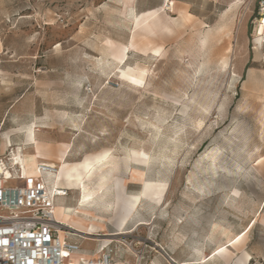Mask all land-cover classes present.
Segmentation results:
<instances>
[{
	"label": "rangeland",
	"instance_id": "obj_1",
	"mask_svg": "<svg viewBox=\"0 0 264 264\" xmlns=\"http://www.w3.org/2000/svg\"><path fill=\"white\" fill-rule=\"evenodd\" d=\"M252 14L237 0H0V155L6 136L28 148L32 129L48 150L61 146L57 164L61 143L80 160L109 150L110 204L144 180L167 183L119 237L129 264H238L244 253L264 264V58Z\"/></svg>",
	"mask_w": 264,
	"mask_h": 264
},
{
	"label": "built area",
	"instance_id": "obj_2",
	"mask_svg": "<svg viewBox=\"0 0 264 264\" xmlns=\"http://www.w3.org/2000/svg\"><path fill=\"white\" fill-rule=\"evenodd\" d=\"M258 10V21L264 20V0L258 2ZM16 151L10 146L0 155V264H115V253L131 252L121 238L101 242L92 257L79 256L80 246L73 241L79 235L55 218V200L67 195L66 189L46 179L55 169L38 162L37 176L24 175L9 162Z\"/></svg>",
	"mask_w": 264,
	"mask_h": 264
},
{
	"label": "bare ground",
	"instance_id": "obj_3",
	"mask_svg": "<svg viewBox=\"0 0 264 264\" xmlns=\"http://www.w3.org/2000/svg\"><path fill=\"white\" fill-rule=\"evenodd\" d=\"M156 12L154 10L145 11L139 14V21L137 25L140 23H145L150 21ZM156 17V16H155ZM152 20V19H151ZM160 20V19H159ZM264 23L263 18L260 20V26L258 27V32H263L262 24ZM264 25V24H263ZM156 29V28H155ZM126 74L131 75L135 79H144L145 75L143 71H133L128 69ZM143 74V75H142ZM145 84V83H144ZM26 145L28 148H18L16 152H14L9 159L10 164L13 167L17 166L20 168L24 175L37 176V163L38 160H41L42 157V148H44L45 144L43 142L38 141L35 131L32 129H28L26 131ZM6 144V139L4 140ZM9 144V143H8ZM11 145H9L10 147ZM27 151V153H24ZM28 154V156H24ZM63 159V158H62ZM130 159V157H129ZM131 160L146 164L148 157L144 152L131 151ZM113 163L114 157L109 150L102 151L95 154H85L81 160L78 162L69 164L66 160H61L59 164H55L52 162H46L51 168L55 169L54 174H50L53 178V184H66L71 187V190H76L78 194L77 198V207L75 208V212L83 215L85 218H80L75 214H66L64 213L62 208H55V218L60 224L64 225L66 228L81 233L85 238L90 237L87 232V228L83 222L84 220H89L86 218L91 215L90 207L93 203L97 201L103 204L101 207L103 212H111L110 220H114L121 217V222L124 223L131 212H133L139 202L144 199L149 202H152L158 205L162 198V193L165 190L167 183H156L153 181L144 180L142 182V189L137 195H132L127 198L128 205L122 206L120 191L118 190L115 201L110 204L105 200L106 195V184L109 181V177L113 172ZM261 164V160H258L254 167L257 168ZM48 176V175H46ZM97 181L95 185H93L94 181ZM126 208V213L124 209ZM96 208V207H95ZM90 218V217H89ZM92 220V219H91ZM90 223V222H89ZM96 226V225H95ZM123 228V227H122ZM117 232L116 234H112L108 237L110 240L120 241L119 238L121 235L130 234V232ZM107 231V230H106ZM90 233V232H89ZM94 233V232H93ZM64 233L62 230L59 231L60 238L63 237ZM93 237V235L91 234ZM97 236V235H96ZM116 238V239H114ZM119 238V239H118ZM89 239V238H88ZM242 238L237 239L236 241H232L230 243V247L236 248ZM217 254L225 259L229 254V250L227 247H222ZM204 259V258H202ZM249 259V255L244 253L240 258L238 264H245ZM204 261V260H203ZM234 264V263H233ZM237 264V263H235Z\"/></svg>",
	"mask_w": 264,
	"mask_h": 264
},
{
	"label": "crops",
	"instance_id": "obj_4",
	"mask_svg": "<svg viewBox=\"0 0 264 264\" xmlns=\"http://www.w3.org/2000/svg\"><path fill=\"white\" fill-rule=\"evenodd\" d=\"M237 1L241 2L244 6L246 5V7L251 8V10L253 11V14L251 16H248L247 21L258 22L259 17L257 16L256 10H257L258 2L260 0H237ZM263 24H262L263 32L262 33L258 32V34L256 35V37H259L261 39V41H263V49H261V51L259 52V56H258L259 59L264 58V25ZM242 27L243 28L241 29V32H240V38H241L240 40L244 42L245 37H246V33H245V27L246 26H245V24H242ZM252 63L256 64L255 67H258V68L261 67V65L259 64V60L253 59ZM36 137H38V136L36 135ZM6 141H7L6 147L10 143H11L10 144L11 146L17 147V136H13V135L12 136H6ZM41 142L46 143L48 145L46 148H42V150H41L43 153V160L45 162H52V163L57 164V157L59 156L60 149H62L61 146H60V148H56L55 150L54 149L48 150V147L49 146L52 147L53 144L48 143V141H41ZM61 144L68 145V150L66 153V160L69 162V164L78 162L80 160V159L74 158V154H73L74 150H71V148H70L71 143L70 142L61 143ZM49 152L52 153L51 156L49 155L50 154ZM94 153H96V152H94ZM91 154H93V153H91ZM38 162H42V161L38 160ZM59 187L66 189L67 195L64 197H59L55 200V208H62L64 213H66V214H70V215L75 214L76 216H78L80 218H85L83 215L75 212V208L77 207V204H78L77 203V198H78L77 191L71 190V187L66 185V184H60ZM124 188H126V187H124ZM139 204H140V202H139ZM125 205H128V203L126 202ZM101 207H103L102 203H99L98 201L96 203H93L92 206L90 207L91 215L86 217L90 223L86 220H84V222H83L86 226L89 225V227L86 230L87 232H85V233H88V235L90 236V237H88L89 239L82 236V234L79 232H77V234L79 235L78 238L77 237L73 238V241H77L79 246H80L82 240H90V241L95 242V248L93 251L85 250V249L81 248V246H80L81 251H80L79 256L92 257L94 254H96V252L100 246V243L109 241L110 238L108 239V237L110 235L116 234L117 232L121 231L119 228H121L123 232L134 231V229L127 230V227L131 224H133V225L136 224V221H135V215H136L135 211L136 210L131 212L129 214V216L127 217L126 221L124 223H122L121 217L114 219V220H110L109 214L107 212H103L104 210ZM126 208L127 207H125V209H124L125 213H126ZM143 224L144 223L140 222L137 224V226H140ZM91 234L93 235V237L91 236ZM130 234H127V235H130ZM127 235H121L120 237L127 236ZM114 239H116V238H114ZM130 255H131V253H129L128 251L121 250V251L114 254L113 262L115 264H129V261H127V259L130 258ZM201 263H204V262H199V264H201Z\"/></svg>",
	"mask_w": 264,
	"mask_h": 264
},
{
	"label": "snow or ice",
	"instance_id": "obj_5",
	"mask_svg": "<svg viewBox=\"0 0 264 264\" xmlns=\"http://www.w3.org/2000/svg\"><path fill=\"white\" fill-rule=\"evenodd\" d=\"M158 54V53H157ZM143 75V74H142ZM133 84L142 85L144 83L143 79H132ZM239 239V238H238Z\"/></svg>",
	"mask_w": 264,
	"mask_h": 264
}]
</instances>
